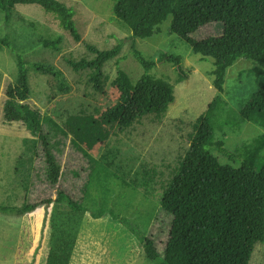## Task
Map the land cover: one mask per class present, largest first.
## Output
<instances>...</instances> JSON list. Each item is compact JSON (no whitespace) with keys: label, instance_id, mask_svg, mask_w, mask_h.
Wrapping results in <instances>:
<instances>
[{"label":"rangeland","instance_id":"obj_1","mask_svg":"<svg viewBox=\"0 0 264 264\" xmlns=\"http://www.w3.org/2000/svg\"><path fill=\"white\" fill-rule=\"evenodd\" d=\"M60 1L74 9L80 40L39 4H17L10 21L0 10V38L8 34L12 44L0 50V264H47L56 233L64 227L72 229L76 237L70 264H156L147 258L143 240L153 233L160 249L166 239L168 220L156 219L163 193L208 107L219 104L213 101L218 94L212 83L213 62L203 59L170 30L172 16L160 25L159 33L137 37L134 43L128 26L113 12L114 0ZM223 30L221 22H213L191 37L200 41L221 36ZM57 35L63 38L60 50L44 46L43 40ZM121 40L118 57L106 63L109 77L103 91L93 88L89 71H75L67 61L92 57L87 43L107 49ZM132 45L146 57L157 58L151 74L174 85L175 100L166 110L138 117L122 127L104 121L101 113L119 98L120 91L113 84L118 68L133 80L144 72ZM15 50L29 62L32 94L24 103L39 112L47 127L60 172L65 175L63 184H74L86 207L82 213L56 201L23 215L1 207L21 206L29 200L39 161L38 136L24 122L4 116L7 87L18 72ZM161 51L180 55L181 64L159 59ZM37 61L61 69L68 90L59 87L56 77L38 72L32 65ZM253 67L251 59L240 58L228 68L222 96L229 112L238 114L243 101L264 81V73L258 74ZM218 129L216 139H224L230 150L254 141L264 149V127L254 122L240 120L235 127L229 124ZM213 152L222 163L240 165L219 150ZM103 205L127 217L137 232L108 213L96 216L94 212ZM250 264H264V242L256 244Z\"/></svg>","mask_w":264,"mask_h":264},{"label":"trees","instance_id":"obj_2","mask_svg":"<svg viewBox=\"0 0 264 264\" xmlns=\"http://www.w3.org/2000/svg\"><path fill=\"white\" fill-rule=\"evenodd\" d=\"M17 4H39L54 14L60 26L76 39L75 11L60 0H0V10L10 21ZM113 12L131 31L129 38H149L161 31L160 25L172 16L170 30L185 40L203 59L214 65L212 83L218 90L214 102L191 138V144L167 185L162 199L160 216L167 219L168 233L159 249L152 234L143 240L148 259L156 264H250L258 242H264V149L257 141L230 150L224 139L218 138L217 129L227 125L235 127L240 120H248L264 127V81L243 101L241 109L231 113L223 99L227 70L240 58L254 62L253 71L264 73V0H114ZM25 19V18H24ZM221 22V36L195 40L192 33L201 26ZM62 36L43 40L46 47L60 50ZM123 42L107 49L87 43L92 57L69 58L75 71H89V80L96 91H103L109 75L106 63L117 58ZM6 34L0 38V50L11 46ZM134 55L144 72L132 79L123 69L113 84L120 91L117 102L104 110L102 119L122 127L138 117L162 112L175 100L174 85L167 79L155 77L151 69L157 58L146 57L134 45ZM16 51L18 72L7 87L4 116L9 121H22L33 136L39 138V161L29 200L21 206L2 207L3 210L23 215L35 211L42 204L53 201L66 204L72 212L86 210L74 184L65 185L60 172L56 147L41 122L40 114L26 106L32 94L29 62L22 52ZM181 64V57L161 51L159 59ZM41 74L56 77L59 87L68 90L61 69L50 62L32 64ZM180 70L183 71L182 65ZM218 129V130H219ZM218 137V136H217ZM219 150L240 163L234 166L222 163L213 150ZM39 190V191H38ZM55 192L53 198L52 193ZM110 214L127 224L133 232L135 226L127 217H121L112 207L100 206L94 214ZM166 223V222H165ZM163 222V224H165ZM76 237L69 227L56 233L54 246L49 251L47 264H70Z\"/></svg>","mask_w":264,"mask_h":264}]
</instances>
